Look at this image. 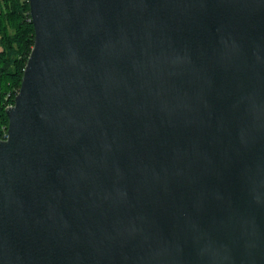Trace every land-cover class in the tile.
I'll use <instances>...</instances> for the list:
<instances>
[{
  "label": "water",
  "instance_id": "obj_1",
  "mask_svg": "<svg viewBox=\"0 0 264 264\" xmlns=\"http://www.w3.org/2000/svg\"><path fill=\"white\" fill-rule=\"evenodd\" d=\"M29 7L0 264H264V0Z\"/></svg>",
  "mask_w": 264,
  "mask_h": 264
},
{
  "label": "trees",
  "instance_id": "obj_2",
  "mask_svg": "<svg viewBox=\"0 0 264 264\" xmlns=\"http://www.w3.org/2000/svg\"><path fill=\"white\" fill-rule=\"evenodd\" d=\"M0 137L6 138V108L14 104L35 42L29 0H0Z\"/></svg>",
  "mask_w": 264,
  "mask_h": 264
},
{
  "label": "rangeland",
  "instance_id": "obj_3",
  "mask_svg": "<svg viewBox=\"0 0 264 264\" xmlns=\"http://www.w3.org/2000/svg\"><path fill=\"white\" fill-rule=\"evenodd\" d=\"M0 3H1V2H0ZM0 8H2V7H1V4H0ZM0 52H1V46H0Z\"/></svg>",
  "mask_w": 264,
  "mask_h": 264
}]
</instances>
